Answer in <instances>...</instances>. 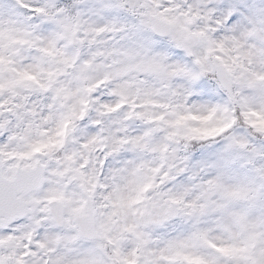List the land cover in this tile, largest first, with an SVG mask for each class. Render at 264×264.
<instances>
[{"label":"snow or ice","instance_id":"obj_1","mask_svg":"<svg viewBox=\"0 0 264 264\" xmlns=\"http://www.w3.org/2000/svg\"><path fill=\"white\" fill-rule=\"evenodd\" d=\"M0 264H264V0H0Z\"/></svg>","mask_w":264,"mask_h":264}]
</instances>
